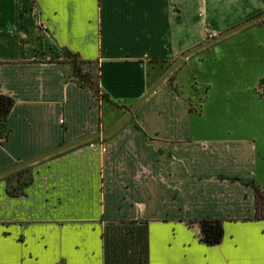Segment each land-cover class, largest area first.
Wrapping results in <instances>:
<instances>
[{
	"label": "crops",
	"instance_id": "1",
	"mask_svg": "<svg viewBox=\"0 0 264 264\" xmlns=\"http://www.w3.org/2000/svg\"><path fill=\"white\" fill-rule=\"evenodd\" d=\"M263 12L260 0H0V98L12 102L0 172L108 132L183 54ZM246 30L261 46L259 22L185 59L109 137L0 178V264H264L252 220L263 146L206 136L195 89L206 95L197 75L211 62L244 55L229 39ZM66 53L98 65L110 102L75 84Z\"/></svg>",
	"mask_w": 264,
	"mask_h": 264
},
{
	"label": "rangeland",
	"instance_id": "2",
	"mask_svg": "<svg viewBox=\"0 0 264 264\" xmlns=\"http://www.w3.org/2000/svg\"><path fill=\"white\" fill-rule=\"evenodd\" d=\"M259 38L261 46L251 43L255 36L246 30L229 39L232 50L247 42L242 48L244 55L231 54L226 60L211 62L208 73L197 75L199 84L208 85L206 95L204 87L195 89L202 98L201 121L206 136L253 137L263 146L264 154V32ZM27 171L28 168L5 178L20 181ZM261 178L264 183V173Z\"/></svg>",
	"mask_w": 264,
	"mask_h": 264
},
{
	"label": "trees",
	"instance_id": "3",
	"mask_svg": "<svg viewBox=\"0 0 264 264\" xmlns=\"http://www.w3.org/2000/svg\"><path fill=\"white\" fill-rule=\"evenodd\" d=\"M264 4V0H260ZM66 62L71 66L75 84L92 94L98 101L110 102L100 89V68L96 63L84 62L70 53H66ZM12 106L6 98H0V140L4 139L5 117ZM17 173V172H16ZM254 216L253 221H264V193L254 185ZM203 240L207 245H216L221 238V230L216 222H203Z\"/></svg>",
	"mask_w": 264,
	"mask_h": 264
},
{
	"label": "water",
	"instance_id": "4",
	"mask_svg": "<svg viewBox=\"0 0 264 264\" xmlns=\"http://www.w3.org/2000/svg\"><path fill=\"white\" fill-rule=\"evenodd\" d=\"M264 21V12L246 22H244L243 24L233 28L232 30H229L228 32L221 34L219 36H216L214 38H212L211 40H209L208 42H205L201 45H199L198 47L194 48L193 50L183 54L164 74L163 76L142 96V98H140V100H138L131 108L130 111L128 113H126L108 132H104V133H95V134H91L89 136H86L80 140H77L75 142L66 144L65 146H62L60 148H57L51 152H48L47 154H44L38 158L29 160L27 162L21 163L17 166H14L10 169H7L3 172H0V178L8 176L10 174L16 173L26 167H29L30 165L37 163L43 159H46L50 156L56 155L60 152H63L65 150H68L70 148H73L75 146H78L80 144L89 142L91 140L94 139H99V138H107L110 135H112L124 122L128 121L131 117V115L135 114L137 109L140 107V105L164 82L166 81L169 76L178 68V66L188 57H190L191 55L197 53L198 51H201L203 49H206L214 44H216L217 42L233 35L234 33H237L253 24L259 23ZM211 224H214V222H211Z\"/></svg>",
	"mask_w": 264,
	"mask_h": 264
},
{
	"label": "built area",
	"instance_id": "5",
	"mask_svg": "<svg viewBox=\"0 0 264 264\" xmlns=\"http://www.w3.org/2000/svg\"><path fill=\"white\" fill-rule=\"evenodd\" d=\"M214 37H216V36H213L212 38H214Z\"/></svg>",
	"mask_w": 264,
	"mask_h": 264
}]
</instances>
